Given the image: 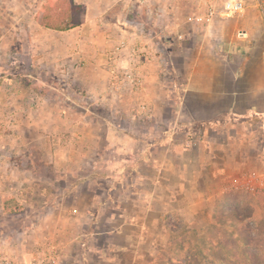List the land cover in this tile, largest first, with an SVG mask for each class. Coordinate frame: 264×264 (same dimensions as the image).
Wrapping results in <instances>:
<instances>
[{"label":"rangeland","instance_id":"1","mask_svg":"<svg viewBox=\"0 0 264 264\" xmlns=\"http://www.w3.org/2000/svg\"><path fill=\"white\" fill-rule=\"evenodd\" d=\"M111 2L104 24L146 37L135 36L136 46H152L165 85L150 81L139 90L124 80L118 87L122 80L115 77L123 75L124 66L113 62L115 90L109 89L108 101H99L88 99L83 87L67 85L61 71L38 74L45 81L41 92L48 97L47 107L59 108L61 116L44 108L25 116L29 126L24 117L15 118V131L0 116V239L8 240L0 258L10 264H264V184L254 183L255 195L243 191L211 198L225 185L212 181L217 167L235 177L260 172L264 181V114L252 110L219 123L193 124L185 135L175 113L179 82L197 55L195 48H185L195 36L192 0ZM58 3L65 8L67 0ZM0 11V26L7 25L9 12L15 11L5 5ZM242 12L238 25L251 33L241 46L264 48V0H248ZM17 43L15 35L0 38L6 48H18ZM114 51L109 48L110 56ZM137 60L131 65L138 66ZM28 71L36 74L35 68ZM79 72L78 77L83 70ZM166 129L176 151L157 154L171 164L169 183L175 190L168 206L163 196L150 200L148 192L133 195L128 187L136 166L131 162L145 159L149 145L167 142L162 137ZM182 154L192 163L182 166ZM259 155L263 159H255ZM211 156L225 160L226 166L213 165ZM138 167L147 174L145 164ZM180 171L188 181L179 179ZM139 184L148 190L147 183Z\"/></svg>","mask_w":264,"mask_h":264},{"label":"crops","instance_id":"2","mask_svg":"<svg viewBox=\"0 0 264 264\" xmlns=\"http://www.w3.org/2000/svg\"><path fill=\"white\" fill-rule=\"evenodd\" d=\"M47 1L0 0L1 9L5 5L8 10L15 11L9 12L8 24L4 23L0 26V38L15 35L19 45L18 48H11L8 44L6 48L5 45L0 44V116L7 119L12 131H15L17 127L15 118H25V116L27 118L33 112L42 111L44 108L55 117L61 116L59 108L47 107L49 106L46 103L48 97L41 92V85L45 81L39 77V73L45 70L58 73L61 71L68 80L67 85L83 87L88 99L108 101L110 98L107 97V93L114 86L111 79L112 63H121L122 66H126L131 57H123V53L129 47V43L136 45L135 36L137 39H146L133 30L124 34L127 31L118 24H113L114 26L104 24L108 22L105 13L112 5L111 0H72L75 4L85 6L83 21L79 25L64 29L46 27L42 23L41 9ZM242 15L243 12L233 18L215 16L207 22H193L195 36L193 40H190L191 44L185 48H195L197 55L190 64L189 71L186 69L187 73L179 82L181 86L179 108L175 113V119L180 122L179 126L183 128L185 135L190 133L188 127L193 124L219 123L221 118L242 115L252 110L254 113L264 114V108L261 106L264 102V48L241 46L243 39H248L251 33L248 28L238 25L243 20ZM3 18L5 19V16ZM236 27V32L238 29L245 30L246 37H239L235 32ZM116 28L120 30L117 38L113 36V32L117 31ZM129 34L132 38L128 36ZM23 38L26 40L24 41ZM121 42H124V46ZM109 48H115L113 57L108 52ZM139 50L145 52L140 57V61L137 60L139 65L135 68L141 76L137 89L140 90L150 81L160 87L164 86L165 84L158 76L160 73L157 70L160 71V66L153 61L152 46L140 45ZM241 67H243L242 71ZM28 68H35L36 74H31ZM80 69L83 70L81 72L83 74L78 77ZM29 76L32 78L28 79ZM116 76L115 78H118V75ZM117 82L119 87L125 81L122 79L121 83L119 80ZM72 91L75 90L72 89ZM167 95L170 94L167 93ZM67 99L70 101V98ZM26 118L23 122L29 126L30 122ZM169 132L170 130L167 131V129L162 132V137L167 139V142H155L149 145L148 151L143 156L145 159L131 162L136 166L132 167V174L128 176L132 178V184L128 187L133 195L148 192L146 194L150 200L162 199L160 197L163 196L162 203L165 206L171 202L175 189L169 183L171 164L168 158H162L157 153L161 149L171 154L176 151V146L168 139ZM180 157L182 166L192 163L189 156L182 154ZM211 157L212 164L226 166L225 160L221 162L216 156ZM257 158L263 159V156L259 155L255 159ZM141 162L148 169L145 175L138 167ZM236 168L234 170H237ZM224 171L225 167H217L211 172L212 181L225 182V185L212 193L211 198L219 200L225 197L222 194L243 191L255 195L254 183L264 184L260 172L255 171L235 177L232 174L227 175ZM178 176L180 180L188 181L181 171ZM94 177L102 180L112 179L107 175H94ZM139 183H147L148 190L142 189ZM161 189L165 191L163 195L158 193ZM179 194H183L182 187L179 189ZM91 205L92 202L85 207V212H89ZM77 237L75 236L73 241H76ZM6 240V238L0 239V248L8 244ZM85 241V238L81 239V245H84ZM24 250L21 247L20 252L27 259V263L29 256L24 254ZM80 259L85 261L84 257Z\"/></svg>","mask_w":264,"mask_h":264},{"label":"built area","instance_id":"3","mask_svg":"<svg viewBox=\"0 0 264 264\" xmlns=\"http://www.w3.org/2000/svg\"><path fill=\"white\" fill-rule=\"evenodd\" d=\"M138 2H143L145 0H137ZM248 0H192L196 13L194 14V20L196 22H207L212 17H233L240 14ZM256 1V0H254ZM237 35L239 37H246L245 30L238 29ZM121 45L124 46V42H121ZM132 49L128 51V57H132L131 60L127 61L126 66L122 72L123 75L118 76V79H124L131 84L138 85L140 83V78L136 72V67L131 65L133 58L140 59L139 46L131 45ZM130 48V47H128ZM138 52H140L138 54ZM121 77V78H120ZM0 264H10L7 258H0Z\"/></svg>","mask_w":264,"mask_h":264},{"label":"trees","instance_id":"4","mask_svg":"<svg viewBox=\"0 0 264 264\" xmlns=\"http://www.w3.org/2000/svg\"><path fill=\"white\" fill-rule=\"evenodd\" d=\"M58 2L59 0H48L43 4L41 9L43 25L54 29H64L79 25L83 21L85 14L83 4H75L72 0H67L65 8H62Z\"/></svg>","mask_w":264,"mask_h":264}]
</instances>
